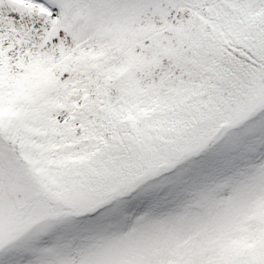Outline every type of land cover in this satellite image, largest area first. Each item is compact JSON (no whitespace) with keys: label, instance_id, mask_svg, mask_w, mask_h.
<instances>
[{"label":"snow or ice","instance_id":"snow-or-ice-1","mask_svg":"<svg viewBox=\"0 0 264 264\" xmlns=\"http://www.w3.org/2000/svg\"><path fill=\"white\" fill-rule=\"evenodd\" d=\"M0 264H264V0H0Z\"/></svg>","mask_w":264,"mask_h":264}]
</instances>
